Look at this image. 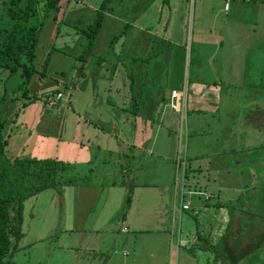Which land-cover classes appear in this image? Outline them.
Segmentation results:
<instances>
[{"label":"crops","instance_id":"crops-1","mask_svg":"<svg viewBox=\"0 0 264 264\" xmlns=\"http://www.w3.org/2000/svg\"><path fill=\"white\" fill-rule=\"evenodd\" d=\"M100 1L59 0L49 11L53 28L45 47L47 67L35 66L44 74L43 86L35 90L38 71L27 86L39 95L58 88L63 93L59 110L28 114L36 98L17 113L5 114L11 157H51L62 163L59 190L51 196V202L58 197L60 212L53 210L43 229L60 225L58 235L65 239L59 263L264 264L249 257L258 248L264 253V193L255 191L264 179V157H241L263 148L264 111L256 118L254 111L239 115L238 127L222 130L215 123L218 81L264 87L258 82H264V0H198L182 152L181 113L169 102L171 89H179L189 0H110L90 53L79 60L86 41L80 28ZM228 4L239 15L217 17ZM250 5L256 9L253 16L245 14ZM67 17L72 25L65 28ZM101 27L110 28L104 39ZM55 51L67 55L68 64L60 75H47L45 70L59 60L52 59ZM207 110L213 111L214 123ZM95 162L99 167L93 169ZM150 166L162 176L144 175ZM116 187L121 189L118 200H109ZM24 216L23 209V233L10 264H31L21 261L18 252L43 238Z\"/></svg>","mask_w":264,"mask_h":264},{"label":"trees","instance_id":"trees-1","mask_svg":"<svg viewBox=\"0 0 264 264\" xmlns=\"http://www.w3.org/2000/svg\"><path fill=\"white\" fill-rule=\"evenodd\" d=\"M58 1L0 0V264H10L18 248L23 233L21 225L25 198L42 188L55 186L58 180L60 184L62 163L59 160L51 157H11L7 154L5 118L6 112L17 113L18 108L27 103L18 105L19 99L25 97L32 101L39 96L37 92H29L27 83L38 71L34 58L44 19ZM109 1L101 0L93 18L80 28L86 41L79 60H85L90 53ZM47 59L48 54L42 64L43 69L47 67ZM20 79L25 84L23 89L18 86ZM53 90L59 91L58 88ZM55 106L53 104L52 107ZM129 201L130 193L126 204Z\"/></svg>","mask_w":264,"mask_h":264},{"label":"rangeland","instance_id":"rangeland-1","mask_svg":"<svg viewBox=\"0 0 264 264\" xmlns=\"http://www.w3.org/2000/svg\"><path fill=\"white\" fill-rule=\"evenodd\" d=\"M96 1L98 0H88L89 3L94 4ZM194 2H195V14L193 13L194 10ZM247 2L252 3L254 2V0H247ZM197 3L198 0H189L188 2V13H187V23L185 25V39L182 40V45L183 47V59L180 62V77L179 80L177 82L176 85H178V88H181L180 86L183 85H187L188 88V84H189V80L192 79V75H193V71L194 70V59H195V55H194V48H195V44H196V39L194 38L196 36V31H198V21H197ZM233 4V3H232ZM232 4H228L226 6L225 9H219L218 11V15L217 17H230L231 19L236 18L239 15V11L237 9H234V7L231 8ZM253 4V3H252ZM247 11H245V14L248 16H253L255 13L254 8H252V6H248L246 7ZM87 12V11H86ZM50 13V12H49ZM228 13V15H227ZM71 15V13H70ZM182 15V14H181ZM242 15V12H241ZM93 14H89V20H91ZM251 21V20H250ZM71 17H67L66 19V23L65 28L69 27V25L71 24ZM228 25V24H227ZM230 27L232 29H234V33L237 32V26L235 23H233L232 21L230 22ZM248 24H246L245 26H247ZM75 26V25H74ZM201 27V25H199V28ZM53 28V24L51 19L49 18V15H47V17L44 19V24L40 30V35H39V42L37 44V48H36V52H35V58H34V64L35 66H38L40 69L43 68V65L41 63V61L44 60V57H46L45 54V47H47L49 45V39L48 37H50L51 35V30ZM189 28H191V33L189 36ZM102 29V27H101ZM107 30H105V27H103V29L101 30L102 34L100 38H105L104 35H107L108 32L110 31V28H106ZM193 31V32H192ZM99 38V39H100ZM104 42L101 43V45H103ZM102 47V46H100ZM58 56H61L60 58H58ZM56 60L59 59L57 61H53L54 65H51V67H48L47 70H45V74L47 73V75L56 73L55 75L58 76L60 75V70L65 66H67V55H65L64 53L55 51L52 55V59ZM51 59V60H52ZM223 63L225 65L231 64L232 61H226V59H222ZM217 65L216 64L214 67L217 69ZM230 66V65H229ZM54 68V70H52ZM39 69V70H40ZM51 70V71H49ZM57 71V72H56ZM210 73V72H208ZM213 73V72H211ZM256 73V72H255ZM215 74H219L215 73ZM37 77L39 78L36 79L35 82V90H39V86H43V81L42 78L44 76V74L41 75V73H36ZM220 75L223 76V71H220ZM220 84V86L218 87V91H219V95H220V100L219 103L217 104L218 106V112H219V121L215 122V123H220L221 124V129H225L227 127H238L240 124V120L238 118V116L240 115L242 118V115L245 116L247 113L254 111V113H256V115L253 118L257 117L258 111L259 112H263L264 111V87H253V88H249V87H240V86H235L238 83L235 82H231L232 84H227L229 83V81H223L220 82L218 81ZM261 84L264 85L263 81H258ZM234 83V84H233ZM18 86H20L21 89H23L25 87V84L23 82L22 79H20V81L18 82ZM234 85V86H232ZM55 92V91H54ZM54 92L50 91L46 94H41L37 97V99L33 102L30 103L28 106V114L30 115H34V114H38V115H42L43 112H52L55 113L56 111L59 110V105H60V98L59 100L56 101V103L54 105H56L54 108L48 107L47 104L44 103V96L48 95V94H53ZM188 97V96H187ZM27 99H24L26 102H31V100L29 101ZM21 102H23L22 100H19L17 103L18 105L21 104ZM59 102V103H58ZM48 109L50 111H48ZM206 111V110H205ZM244 112V114L242 113ZM181 113V112H180ZM211 113H213V111H209L207 110V115H209V118L212 123H214L215 121V117L210 118ZM178 117V122L179 124L177 125L178 128H180L181 126V130L177 131V134H180V136H182L181 138V143H180V149L181 152L185 149V138H186V131L188 130V126H187V122H189L190 116L188 115V102L186 101V105H185V111L182 114H177ZM252 121V119H251ZM234 123V124H233ZM245 123V122H244ZM262 123V122H261ZM44 126L47 127L45 125V123L43 122ZM42 124V125H43ZM218 127L215 124H211L210 128H215ZM233 135V134H232ZM231 135V136H232ZM229 136V137H231ZM209 137V136H207ZM262 143V142H261ZM214 147H209L207 149V151H211V149ZM6 152L7 154H11L9 152V149H7L6 147ZM248 154H243L241 155L242 158H245L246 155V159L252 158V155H260L261 157H264V144H263V148H259L256 151L252 150L247 152ZM182 156L183 153L181 154ZM247 162V160H246ZM99 167L98 163H94L93 164V169ZM182 169L183 166L180 165L179 167V174L178 177L181 176L182 173ZM144 175L148 174L149 179H154L155 177H161L162 173L157 172V170L154 172L152 171V166L148 167L147 170L143 171ZM174 172H176V168L175 165L173 167V174ZM157 175H156V174ZM161 175V176H160ZM102 176V175H101ZM95 180H100V176L97 173H94L93 175ZM58 178V177H57ZM103 179V178H101ZM260 179V178H259ZM55 186H49V187H45L42 188L40 190H38L37 192L29 195L28 197L25 198L24 200V211L27 213V216L25 217L28 225L31 228H35L36 232H42L43 233V238L42 239H34V245L31 248L28 249H23L20 252H18V257L21 259V261H26L29 260L31 262V264H60L59 263V259L62 257V252H63V248L60 247V243L61 241L63 242L65 239V236H60L58 234H60V225L56 224L57 229L52 231V225L44 232L43 229L46 228L47 224H46V218L51 214H53V210H57V212H60V205L58 197L55 200H52L51 202V196H53L55 191H58L59 188V180L57 183H55ZM104 185H108L103 183ZM114 190V191H113ZM111 190V195L109 200H111L114 196H116V201L119 198V194L120 192H117V190H121L120 187H116V189ZM255 191L264 193V179H260L257 183H256V188ZM26 215V214H25ZM122 216V214H121ZM57 217H58V213H57ZM28 228V227H27ZM35 232V233H36ZM58 236H57V235ZM176 231L174 232V237H175ZM27 237H32L31 233L27 234ZM36 237V236H33ZM261 235H260V239H261ZM169 239V237H168ZM264 239V238H263ZM169 241V240H168ZM248 245V244H247ZM263 249V248H262ZM263 252V251H262ZM261 252V248H258V250L252 252L249 257L251 258H259V260H264V253L262 254ZM167 257V255H166ZM174 257V255H173ZM63 258V257H62ZM52 259V260H51ZM55 259V260H53ZM56 259H58V261L56 262ZM27 264V263H25Z\"/></svg>","mask_w":264,"mask_h":264},{"label":"built area","instance_id":"built-area-1","mask_svg":"<svg viewBox=\"0 0 264 264\" xmlns=\"http://www.w3.org/2000/svg\"><path fill=\"white\" fill-rule=\"evenodd\" d=\"M186 93H187V87L186 85H183L179 89H171L170 95H171V101L169 102V105L177 109L181 112V114L185 111L184 110V105L186 101ZM63 96L62 91H57L54 92L53 94H48L44 96V103L47 104L48 107L52 106L53 104L56 103L59 98ZM182 207L186 208L188 207V203H183ZM124 229H126L124 227Z\"/></svg>","mask_w":264,"mask_h":264}]
</instances>
